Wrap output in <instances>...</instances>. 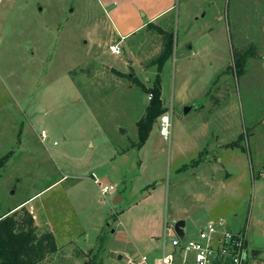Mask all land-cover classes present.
Listing matches in <instances>:
<instances>
[{"label":"rangeland","instance_id":"obj_1","mask_svg":"<svg viewBox=\"0 0 264 264\" xmlns=\"http://www.w3.org/2000/svg\"><path fill=\"white\" fill-rule=\"evenodd\" d=\"M214 1V9L206 4L200 11L199 20L207 17L185 41L192 25L178 24L184 0H176L175 14L120 45L126 62L120 72L112 58L95 51L98 42L116 39L112 27L101 23L100 0H0V215L24 203L36 234L53 235L57 252L38 264H126L140 254L159 256L152 234L159 240L164 227L155 221L152 228L154 210L161 222L166 210L169 227L174 217L189 212L181 219L185 240L215 217L224 216L235 231L247 224L249 249L264 257V0ZM203 25L209 26L199 35ZM165 34L172 49L158 72L151 63ZM184 52L193 55L186 59ZM158 74L163 104L168 111L172 106L171 137L164 140L151 131L142 148H133L151 100L142 87L151 89ZM214 104L228 113L223 119L210 117L207 109ZM159 124L160 117L152 130ZM41 131L47 133L43 142ZM240 135L234 150L243 158L232 161L230 180L220 188L217 182L226 172L217 158L228 155L220 144ZM127 151L123 162L119 157ZM194 157L201 159V169L181 173ZM115 164L127 184L113 179ZM92 172L102 187L133 189L130 209L123 204L116 212L113 194H100ZM65 174L80 180L65 178L58 188L46 189ZM60 206L65 217L70 215L66 227L51 221L53 207ZM95 212L106 218L96 239L88 219ZM83 230L92 234L84 249L75 240Z\"/></svg>","mask_w":264,"mask_h":264},{"label":"crops","instance_id":"obj_2","mask_svg":"<svg viewBox=\"0 0 264 264\" xmlns=\"http://www.w3.org/2000/svg\"><path fill=\"white\" fill-rule=\"evenodd\" d=\"M100 2L102 3L103 8L105 9V17L104 20H102V24H104V28L107 26V28H109V25L112 27V32L113 35H115L116 39L113 38L112 36L109 37L108 41H106L105 43H100L97 45L96 48V52L101 53L102 55H104L105 57H110L112 58L111 62H112V66L116 69V71H120L123 72V70L126 68V62L123 61L121 54V46L122 44H124L125 41H127L130 37L138 34L139 32H141V30L143 28H145L147 25L149 24H154L157 23L161 20H163L164 18H166L167 16L171 15V14H175V8H176V0H100ZM212 5L213 9L214 7L217 5L215 4L214 0H184V2L181 4V11L178 15V24L181 25L182 27H187L189 25H192V28H190L188 30V32H186L185 34V41L190 40L192 37L189 38L186 37L188 35L189 32H191V30L194 28V26L197 23H201L203 21L204 18H206V14L202 15L203 19L199 20V15H201V10L205 9V5ZM109 7V8H108ZM109 9V10H108ZM207 13V11H206ZM220 16V15H219ZM220 18V17H219ZM215 20V17H214ZM115 25V26H114ZM209 25H203L198 31H200L199 35H201L202 32H204L206 30V28H208ZM106 29V28H105ZM104 29V30H105ZM185 30V28H184ZM181 31V30H180ZM106 32V31H105ZM187 38V39H186ZM189 38V39H188ZM113 39H115L117 42V44L120 46V54L116 55L114 53H112L109 50V47L111 45V41H113ZM110 44L107 47V44ZM114 43V42H113ZM186 51H189L191 53L192 49L189 47V49L186 48ZM180 55L182 56V54L180 53ZM185 56L182 57H189L187 55L186 52H184ZM146 82L148 84H150V80L146 79ZM181 88V87H180ZM180 90V89H179ZM180 93V91H178ZM163 95H161L162 97ZM164 98V97H162ZM161 98V99H162ZM175 96H173V100H174ZM192 101V100H190ZM199 101V100H198ZM211 102V101H210ZM186 105H189V103H187ZM165 106V105H164ZM204 106H206V101L204 103V105L202 103H200V105H196V109H201L204 108ZM166 108V112L168 111L167 107ZM170 108L172 109V106H170ZM190 108L192 109V107L190 106ZM215 108V104L212 107L208 106V111L209 113H213L210 114V117L213 118H217L216 120H220L224 118V116L228 113H226V110H221L218 111L214 110ZM226 108V107H225ZM170 110V109H169ZM191 112V110H190ZM189 112V113H190ZM210 120L208 119L207 121H205L204 124V130L203 133L208 134V129H209V125H210ZM157 132L159 133V129L157 130V127H154L151 134ZM160 134V133H159ZM161 136V135H160ZM171 137V135H170ZM219 138V137H217ZM228 143H221L220 146H224L227 145ZM226 153L228 154L226 155V159L223 160V158H217V161H220V165L223 166V170L226 172L224 174V180H219L217 183H221V185H218V187L223 188V186L226 184L225 182H228L230 180V175L232 172V168H234L232 166V161H236V160H240L241 158H243V154L239 151H236L234 149L230 150L225 148ZM197 150V149H195ZM228 150V151H227ZM198 154L200 153L199 150H197ZM235 152H239V153H235ZM129 152H122V155L119 158H122L123 162L125 160H128V156L126 154H128ZM236 158V159H235ZM195 160V157L193 159L190 160L193 161ZM119 162V161H118ZM202 163V162H201ZM197 164L196 166L192 167L194 169V171L200 170L201 166H203V164ZM133 164L134 163H130V167L131 169H133ZM201 164V165H200ZM132 165V166H131ZM200 165V166H199ZM112 173H113V179L120 181V185H124L127 184L128 181L126 180V174L122 172H120V175H118L119 171L116 170V164L113 165L112 167ZM218 168L220 169V166H218ZM135 169V168H134ZM218 170V169H217ZM234 172V171H233ZM182 173V172H181ZM95 175L97 178V173L96 172H92L91 173V177L92 175ZM119 176V178H118ZM67 178L65 181H67L68 179H70V176H66V174L64 176H62L60 179L53 181L52 184H50L46 189L48 188H58L59 186H61L64 182L63 179ZM71 179H75L77 180L78 178H74L72 177ZM93 179V178H92ZM203 179V178H202ZM80 180V179H78ZM194 180H198V175H194ZM94 183V181H93ZM95 184V183H94ZM73 187H76V184H73ZM96 185V184H95ZM112 185V184H110ZM215 186V185H214ZM73 189V188H72ZM126 190H121V191H116L113 193V197H112V205L115 206V211L120 213L122 211L121 205L124 204L125 207H128V209H130L131 205H132V193H133V189H130L128 192L127 188L125 187ZM157 189L155 188L153 190L156 191ZM44 191V190H43ZM67 191V190H66ZM65 191V192H66ZM42 192V191H41ZM41 192H39L38 194L34 195L33 197L27 198V202L25 203L26 206H28L29 204H32L33 202H30L34 197H36L37 195H39ZM193 194V193H192ZM151 197L150 194L146 195L145 198ZM195 201L196 199L199 200V197L197 194H194L193 196H191ZM190 197V198H191ZM191 198V200H192ZM129 205V206H128ZM62 208L63 206L60 207H53V210L56 212L55 216H51V221H53V223L57 226L60 227H66L67 226V222H69L70 219V215L65 217V215L62 212ZM99 208V204L96 205V209ZM166 208V207H165ZM61 209V210H60ZM120 209V210H117ZM113 212V209L111 208L109 210L108 214H111ZM189 213V212H187ZM185 213L184 216H180V217H174L175 219L172 221V223H176L177 221H183L181 219H184L185 217H187L189 214ZM150 214H152V216L154 217V220L152 223V228L157 226V224L155 223V221H157V223L159 224V228L160 225H163V227H165V225L167 224L169 226V224L167 223V218L169 217L166 210H165V217H164V221L161 222V213L160 211H152L150 212ZM109 216V215H108ZM224 216H220V217H215L212 218V220H215L217 218H223ZM87 220V218H85ZM88 219H92L93 222L90 221L89 224H91L93 226V230L92 232L94 233V239H96V235L101 232L100 230L102 228H100L101 226H104V222H106V218L105 215H98L97 212H95V214L93 216H88ZM86 223V222H85ZM171 223V224H172ZM227 223V220H226ZM170 224V225H171ZM53 225V224H52ZM53 225V227H55L56 229L58 228L57 226ZM228 223H227V227H228ZM230 227V226H229ZM228 227V228H229ZM231 229V228H229ZM233 230V229H231ZM164 231V228H163ZM235 231V230H234ZM83 235V236H82ZM82 235L78 238H76V242L79 244V246H81V248H85V246L90 247L89 245L91 244L90 241H88V239H90V237H92V234L90 236V234L87 233V231L83 230ZM153 239L156 240V245H158V239L157 236H154V234H152ZM88 241V243H87ZM151 257L157 256L158 254H154L153 252L148 254Z\"/></svg>","mask_w":264,"mask_h":264},{"label":"built area","instance_id":"obj_3","mask_svg":"<svg viewBox=\"0 0 264 264\" xmlns=\"http://www.w3.org/2000/svg\"><path fill=\"white\" fill-rule=\"evenodd\" d=\"M109 50L118 55V45H111ZM172 109L160 117L159 132L164 140L170 138ZM42 142L47 139V133L41 131ZM93 181L100 188L103 197L113 194L116 188L112 185H101L93 174ZM175 222L164 227L159 256L139 255L138 258H128L126 264H264L260 252L253 255L247 244V232L231 230L224 218H217L206 223L199 232L185 240V235H178L174 230ZM171 234V235H170ZM169 236L171 238H169Z\"/></svg>","mask_w":264,"mask_h":264},{"label":"trees","instance_id":"obj_4","mask_svg":"<svg viewBox=\"0 0 264 264\" xmlns=\"http://www.w3.org/2000/svg\"><path fill=\"white\" fill-rule=\"evenodd\" d=\"M163 38V46L151 63L152 65H157L158 72H160L163 63L170 56L172 49L171 37L165 34ZM240 60L242 61V59ZM238 65H241V62ZM159 74L156 76L151 89L147 90L142 87L145 92L151 94V100L146 108L144 117L137 125L138 141L132 145L133 148L140 149L145 145L153 125L166 112L161 99ZM242 139L243 137L240 135L236 141L225 145V148H239ZM199 163H201V159H195L189 165L181 167L179 171L184 172ZM23 204H20L19 208H11L0 215V264H38L47 256L57 252L56 242L52 234L46 233L41 236L36 234L34 218ZM241 231L247 232V224ZM88 264H98V262L92 260Z\"/></svg>","mask_w":264,"mask_h":264},{"label":"water","instance_id":"obj_5","mask_svg":"<svg viewBox=\"0 0 264 264\" xmlns=\"http://www.w3.org/2000/svg\"><path fill=\"white\" fill-rule=\"evenodd\" d=\"M191 108L190 107H186L184 108V113L188 114L190 112ZM184 222L183 221H177L174 225V230L175 232L180 235L183 236V227H184ZM259 253V251H253V255H257ZM120 258V257H119Z\"/></svg>","mask_w":264,"mask_h":264}]
</instances>
